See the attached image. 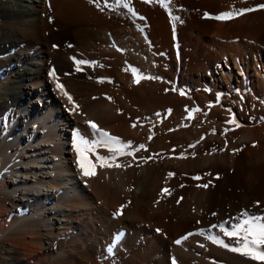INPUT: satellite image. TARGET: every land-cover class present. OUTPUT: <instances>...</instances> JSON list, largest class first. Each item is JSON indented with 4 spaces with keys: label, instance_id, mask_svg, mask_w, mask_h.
I'll return each instance as SVG.
<instances>
[{
    "label": "bare ground",
    "instance_id": "bare-ground-1",
    "mask_svg": "<svg viewBox=\"0 0 264 264\" xmlns=\"http://www.w3.org/2000/svg\"><path fill=\"white\" fill-rule=\"evenodd\" d=\"M260 4L174 0L173 30L143 0L135 17L116 0H0V264H259L199 233L234 244L212 225L264 215V10L205 17ZM89 121L147 151L84 177L73 140Z\"/></svg>",
    "mask_w": 264,
    "mask_h": 264
},
{
    "label": "snow or ice",
    "instance_id": "snow-or-ice-1",
    "mask_svg": "<svg viewBox=\"0 0 264 264\" xmlns=\"http://www.w3.org/2000/svg\"><path fill=\"white\" fill-rule=\"evenodd\" d=\"M90 3H99V0H89ZM144 3H159L166 11L169 12L170 19L173 20V30H175V24L180 22V17L172 15V9L170 5L174 2V0H143ZM107 3V0H105ZM116 4L123 9H126L128 13H130L133 17L137 16V12L135 11L134 7L132 6V0H116ZM103 10V9H101ZM257 10H264V4H260L256 7L249 6L244 8H235L231 11H226L223 13H219L213 16H209L205 13L206 18L215 19L217 21H228L235 17L243 16L246 13H252ZM140 19H144L140 17ZM55 47V45H54ZM77 68L76 71H81L82 68L80 65H87L89 64L88 61L77 60L75 61ZM51 75L54 80H57V88L60 90L61 94L64 95L70 103H73V98L68 92L65 90V86L58 82L59 78L56 76V72L53 69L51 71ZM134 82L139 84L142 80H153L159 79V77L146 75L139 73L138 71L133 72ZM102 82V81H101ZM171 91H178V89H170ZM179 94L184 96L185 93L180 91ZM110 99V98H109ZM219 100L220 97H217ZM241 99L243 97L241 96ZM74 109H78V105L73 104ZM212 107V105H209ZM189 111L188 109H185ZM200 111L199 108H195L189 111L188 119H194L195 113ZM231 112V109H228ZM171 109H169V113ZM161 114L156 113V116L159 117ZM264 121V118H262ZM227 123L234 125L236 128L241 127L240 122L236 119L235 114L233 113L230 120ZM89 127L91 130L98 134V140H90L82 135L79 130L76 131L75 137L73 140V146L77 153V163L79 165V170L83 174L84 177H94L97 174V168H122L125 167L120 163H117V158L122 156H131L133 159H136V152L140 150L147 151V147L144 144H140L138 147L133 148L132 142H123L119 137L111 136L108 132L103 131L100 129L95 123L89 121ZM133 128L136 127L134 123L132 125ZM215 129L212 130L213 134H215ZM229 129H225V133H227ZM151 139V137H149ZM255 146V145H253ZM97 147H105L108 149L112 155L110 156H103L99 155L96 152ZM191 147H195V145H191ZM174 151V150H173ZM240 149L234 150L235 152H239ZM95 155V162H93L89 156ZM183 158V157H181ZM145 160L151 158H142ZM127 167H131V165H127ZM174 175L173 173H169V176ZM210 175V173L208 174ZM219 178V177H217ZM194 180H200L202 177L194 176L192 177ZM210 183V182H209ZM209 186L208 183L203 185H198V187H203L207 189ZM164 193H169V189L164 188L162 190V195ZM183 199V198H181ZM123 214V206L121 207L118 213H114V216L122 215ZM215 215V213H213ZM213 229H218L220 233L223 234L224 237L229 238L230 240H234V244L225 243V241L218 235L210 234L212 229H208L207 233L205 231H201L199 235L206 236L207 239L211 240L213 244L218 245L219 247L225 248L233 253H237L238 255L245 257L251 261L259 262V264H264V215H256L249 213L247 210L241 212L239 216L234 218L233 221H224L219 225H212ZM160 230L157 229V232ZM194 235V233H188L187 235L183 236L181 239L176 240V244H182L183 241L187 240L190 236ZM204 247L203 244L200 245ZM113 249L111 246L109 247V251ZM172 264H176L175 259H172Z\"/></svg>",
    "mask_w": 264,
    "mask_h": 264
},
{
    "label": "rangeland",
    "instance_id": "rangeland-1",
    "mask_svg": "<svg viewBox=\"0 0 264 264\" xmlns=\"http://www.w3.org/2000/svg\"><path fill=\"white\" fill-rule=\"evenodd\" d=\"M86 66H89V64H87ZM88 122H86V123H83V125L84 124H86L87 126H84V128L83 127H81V126H83L82 124L80 125V129L81 130H83V131H81L79 128H78V130H80L79 132H81L82 133V135H84L86 138H88V139H90V140H97V139H99V138H97V137H99L98 136V134H96V133H94L92 130H91V128L89 127V124H87ZM87 128V129H86ZM90 128V129H89ZM86 132H89V133H86ZM88 135V136H87ZM91 135H93V136H91ZM97 138V139H96ZM98 150V151H97ZM96 152H97V154H99V147H97V149H96ZM94 157H95V155H93ZM113 220V219H112ZM113 221H115V220H113ZM144 245V246H143ZM141 244V246H140V244L138 243L137 244V246L133 249V252H132V250H131V252H130V255L131 256H129V257H135V256H142V254H144L142 251H145V247H146V245H145V243L144 244ZM139 247V248H138ZM143 247H144V250H143ZM140 252H139V251ZM142 250V251H141ZM136 252V253H135ZM133 253L134 254H136V255H133ZM137 253L139 254V255H137ZM140 264H151L150 262L149 263H146L147 262V260L144 262V260L142 261V259L140 260Z\"/></svg>",
    "mask_w": 264,
    "mask_h": 264
}]
</instances>
